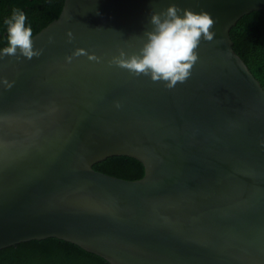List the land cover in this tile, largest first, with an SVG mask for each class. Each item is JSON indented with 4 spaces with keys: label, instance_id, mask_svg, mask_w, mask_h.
I'll list each match as a JSON object with an SVG mask.
<instances>
[{
    "label": "water",
    "instance_id": "water-1",
    "mask_svg": "<svg viewBox=\"0 0 264 264\" xmlns=\"http://www.w3.org/2000/svg\"><path fill=\"white\" fill-rule=\"evenodd\" d=\"M171 4L215 35L169 89L113 58ZM252 11L264 0H64L39 56L0 57V249L54 237L110 264H264V89L229 33ZM112 156L143 176L93 169Z\"/></svg>",
    "mask_w": 264,
    "mask_h": 264
},
{
    "label": "trees",
    "instance_id": "trees-1",
    "mask_svg": "<svg viewBox=\"0 0 264 264\" xmlns=\"http://www.w3.org/2000/svg\"><path fill=\"white\" fill-rule=\"evenodd\" d=\"M64 0H0V50L7 45L4 23L15 9L26 15L32 35L59 15ZM233 49L244 60L264 89V11L242 16L230 29ZM102 173L126 179H139L144 168L128 156L108 157L93 165ZM0 264H110L104 258L58 238L30 240L0 249Z\"/></svg>",
    "mask_w": 264,
    "mask_h": 264
},
{
    "label": "clouds",
    "instance_id": "clouds-1",
    "mask_svg": "<svg viewBox=\"0 0 264 264\" xmlns=\"http://www.w3.org/2000/svg\"><path fill=\"white\" fill-rule=\"evenodd\" d=\"M26 15L15 9L4 21L7 26V47L2 56H22L31 60L39 56L33 48L32 29L26 26ZM150 31L144 32L145 41L138 53L126 55L120 51L113 63L131 74L148 76L153 82H163L169 89L185 82L196 63L201 39L211 42L215 21L209 13H194L171 4L161 12L150 15ZM10 88L11 84H7Z\"/></svg>",
    "mask_w": 264,
    "mask_h": 264
}]
</instances>
